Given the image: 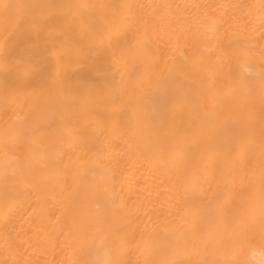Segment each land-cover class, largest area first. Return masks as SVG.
<instances>
[{
    "label": "bare ground",
    "instance_id": "bare-ground-1",
    "mask_svg": "<svg viewBox=\"0 0 264 264\" xmlns=\"http://www.w3.org/2000/svg\"><path fill=\"white\" fill-rule=\"evenodd\" d=\"M0 264H264V0H0Z\"/></svg>",
    "mask_w": 264,
    "mask_h": 264
}]
</instances>
